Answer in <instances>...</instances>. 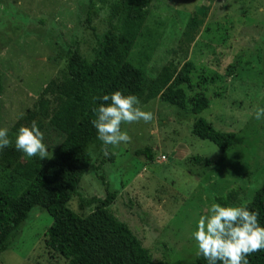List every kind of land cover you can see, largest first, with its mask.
<instances>
[{"label": "rangeland", "instance_id": "obj_1", "mask_svg": "<svg viewBox=\"0 0 264 264\" xmlns=\"http://www.w3.org/2000/svg\"><path fill=\"white\" fill-rule=\"evenodd\" d=\"M113 1L0 0V128L12 141L0 151V188L20 194L64 139L48 118L29 119L28 112L36 113L42 97L55 105L44 91L66 75L68 51L92 60L110 28ZM90 3L97 11L88 23ZM148 11L127 60L148 79L165 66L179 71L192 63L191 87L182 89L188 99L201 94L209 100L197 117L233 133L235 142L223 154L192 135L196 116L159 97L139 99L138 106L154 119L122 124L131 142L109 146L108 156L103 145L89 147L91 163L67 207L84 217L95 206L81 209L80 199L116 192L109 212L128 226L153 262L192 264L198 257L192 233L200 216L235 187L240 193L231 207L245 206L264 182V119H255V109L264 108V0H155ZM201 74L217 79L199 86ZM33 121L49 152L43 160L15 149L19 128ZM145 148L151 161L134 154ZM51 224L46 211L33 208L0 264H67L45 246Z\"/></svg>", "mask_w": 264, "mask_h": 264}, {"label": "trees", "instance_id": "obj_2", "mask_svg": "<svg viewBox=\"0 0 264 264\" xmlns=\"http://www.w3.org/2000/svg\"><path fill=\"white\" fill-rule=\"evenodd\" d=\"M153 1L114 0L110 6V28L98 40L92 60L88 61L77 50L68 51L66 75L58 83L51 82L44 91L54 97L55 105L42 97L36 113L28 112L29 119L48 118L50 125L65 137L20 194L0 188V255L9 249L30 211L37 207L52 218V224L46 231V248L60 255L67 264H165L153 262L128 226L109 212L116 192L106 191L103 199H80L81 209L95 206L84 217L67 207L77 194L81 179L91 163L89 147L92 144L102 146L91 121L96 119L94 109L104 103L97 98L104 95L121 91L144 101L159 97L168 105L196 116L192 135L212 143L221 153H227L235 142L233 133L219 132L205 119L197 117L208 109L209 100L201 94L188 99L182 89V86L191 87L192 63H185L179 71L165 66L156 78L148 79L141 69L133 67L127 60ZM96 11V5L90 3L88 23ZM62 49L59 46V54ZM216 79L217 76H212L208 81L201 74L197 84L212 83ZM2 92L0 77V105ZM134 154L144 155L149 161L153 158L147 148ZM100 179L107 185L103 175ZM239 193L240 189L235 187L215 200L223 207H231ZM245 207L259 213V224L264 227V182ZM247 259L249 264H264V251ZM192 264H207V261L198 256Z\"/></svg>", "mask_w": 264, "mask_h": 264}, {"label": "clouds", "instance_id": "obj_3", "mask_svg": "<svg viewBox=\"0 0 264 264\" xmlns=\"http://www.w3.org/2000/svg\"><path fill=\"white\" fill-rule=\"evenodd\" d=\"M97 99L104 103L94 109L96 119L91 123L97 131V139L102 142L101 151L105 156L109 155V146L117 148L121 143L131 142L128 133L121 130L122 124L148 123L154 119L152 112L138 106L140 101L135 95L116 91ZM255 119H264V108L255 109ZM43 139V133L33 121L30 127L19 128L15 149L29 158L46 159L49 152ZM11 144L8 130L0 128V151ZM206 212L208 214L200 216L192 238L197 255L203 256L207 264H249L248 256L264 251V227L259 224L257 211L245 206L223 207L213 203Z\"/></svg>", "mask_w": 264, "mask_h": 264}]
</instances>
